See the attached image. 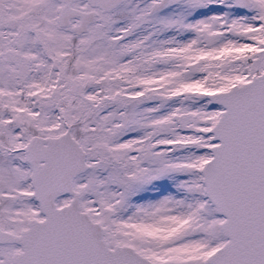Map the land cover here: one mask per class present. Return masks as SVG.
Listing matches in <instances>:
<instances>
[{"label":"snow or ice","instance_id":"1","mask_svg":"<svg viewBox=\"0 0 264 264\" xmlns=\"http://www.w3.org/2000/svg\"><path fill=\"white\" fill-rule=\"evenodd\" d=\"M0 264H264V0H0Z\"/></svg>","mask_w":264,"mask_h":264}]
</instances>
